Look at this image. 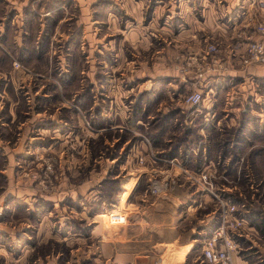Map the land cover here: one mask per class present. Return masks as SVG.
<instances>
[{
	"label": "rangeland",
	"instance_id": "rangeland-1",
	"mask_svg": "<svg viewBox=\"0 0 264 264\" xmlns=\"http://www.w3.org/2000/svg\"><path fill=\"white\" fill-rule=\"evenodd\" d=\"M161 1L147 0L143 23ZM88 2L78 0L79 9L75 0H38L25 8L0 1V54L8 61L3 63L0 55V226L13 230L6 241L8 252L15 257L21 249L17 245L24 244L29 264L53 258L56 264H107L99 257L91 229L98 221L106 228L111 225L106 214L116 211L117 197L124 191L112 175L115 169L124 172L133 165L141 148L147 153H141L143 162L138 158L140 166L167 170L143 187L156 195L171 189L172 171L176 183L190 194L187 204L194 214H208L205 227L197 228L194 236L191 264H209L202 259L201 244L217 225L220 203L191 183L188 172L213 174V191L234 205L235 215L244 222L241 235L233 237L227 264H234V256L237 264H264V80L254 83L251 93L232 89L235 98L245 92L244 104L231 100L224 107L225 93L207 92L197 77L186 86L170 77H154L144 84L148 77L131 76L129 68L156 66L151 62L154 51L174 49L166 57L169 67L179 72L192 55L182 56L179 42L170 40L182 21L171 25L169 34L154 24L147 29L151 34L145 32L147 44L129 41L131 47L122 42L117 56L108 46L113 38L116 46L117 33L104 37L109 31L103 15L124 17L123 11L113 10L111 0ZM100 2L109 3V10ZM28 39L31 55L26 54ZM69 84L66 96L63 87ZM194 90L200 92L199 104L185 105L182 96ZM222 90L231 91L224 84ZM228 118H235L234 125H225ZM241 122L237 141L234 135ZM185 131L190 136L182 146ZM199 152L201 157L192 160ZM154 180L169 184L153 186ZM117 212L125 215L124 209Z\"/></svg>",
	"mask_w": 264,
	"mask_h": 264
},
{
	"label": "crops",
	"instance_id": "crops-1",
	"mask_svg": "<svg viewBox=\"0 0 264 264\" xmlns=\"http://www.w3.org/2000/svg\"><path fill=\"white\" fill-rule=\"evenodd\" d=\"M0 1L8 4L10 8L12 6L14 8H19L20 6L25 8L29 2L36 3L38 0ZM84 1L92 2V0ZM173 1L165 0L161 1V5H153L150 13L151 19L146 20V23L142 22L144 18L142 15L143 10H146L148 6L147 0H111L112 6L109 3L100 2L101 4H106L105 6L103 5L105 11L106 9L109 10L108 8L111 6L113 10L118 9L119 11H123L124 15V17L110 16V12L107 14L105 12V15H103L105 17V20H103L105 22L104 25H106V30L109 31L105 35L103 34L104 37H108L111 34L114 36L117 33L116 46H114V38L108 42V46L112 47L109 48V51H113L111 49L115 48L114 51L116 50L115 53L118 56V47H120L122 42H126L130 46L132 43L130 44L129 41L141 44L144 42L145 45L148 43L145 32L150 33L147 32V29L152 30L154 24L158 26L159 31L169 34L172 29L171 25L181 20V27L177 25L176 33L173 34L170 40L175 41L176 39L179 42L177 46L182 50L181 52H184L182 56L186 52L192 54L191 56H195L202 51L208 42L222 45V49L218 47L219 53L217 56H224L228 53L229 57L224 59L221 64V68L224 67V69L210 70L199 78L201 79L199 81L208 87L207 92L214 93L213 90L215 89L218 95L219 90L222 89V84H224L231 91H228V93L224 90L223 107L230 105L231 100H237L243 105L244 98L246 97L243 98L245 92L242 90L238 91L241 98L238 96L235 98V95L232 94L234 92L232 89L237 90L238 87L240 89L245 88V90H248V93H251L254 87L253 84L259 82L261 79L264 80V64L240 69L238 54L243 49L242 47H235L238 46L235 34L244 31L251 38H255L251 34L252 26L256 20L264 19V0H252L250 2L248 0ZM75 3L78 4V0H75ZM99 20L97 21L99 22ZM80 21H83V18H80ZM80 21L78 20L77 24L82 26V22ZM206 38H209V40L206 41ZM232 46L233 48H231ZM232 49L234 52L230 55ZM169 51L172 54L174 49L164 46L163 50L154 51L151 55V57L153 56L151 62L155 63L156 66L144 69L139 64V68L130 67L131 76H137V73L145 74L148 78L144 80V84L151 82L154 77H170L178 80V82L183 83L185 86L189 85V83L193 84L195 78L192 73L193 69H189L185 73L178 70L174 71L172 67H169V58L168 56L166 57ZM154 69L160 70L152 72ZM253 80L255 81L253 82ZM166 85L169 87L171 84L167 81ZM107 87L109 86L107 85ZM216 88H219V90H216ZM227 94H230V96ZM201 104L203 105L202 102ZM234 121L235 118H228L224 123L225 125H230ZM220 122L221 118L218 119V123ZM139 149L137 151L139 154H134L136 156H134L135 163L133 165L128 164L127 167H124V172L122 170L116 171L115 169L112 175L115 178H119V185L121 187L124 186V191L120 193L122 194L120 197H117L116 205L113 209L116 211L124 209V222L121 224L109 223L111 225L106 228L104 222L102 225V222L98 221L91 229V232L95 233L98 239L99 257H101L103 263L107 264H181V261L184 262V260L191 264L194 258L192 250V245L195 241L194 236L197 228L205 227L206 224L204 225V223L208 214L205 213L200 216L197 213L194 214V208H190L191 206L187 204V201H189L187 197L190 194L186 192L187 190L184 187L176 183L174 176L176 173L172 171L169 179L170 184L174 186L171 189L156 195L149 192L147 187H143L142 184L147 186L152 178L165 175L167 170L164 166L149 165L147 163H144L145 166H140L141 162L137 160L139 158L143 162L144 157L141 153L145 150ZM146 153L147 149L145 156ZM184 192H186V196ZM27 199L25 197L21 198L24 203L27 202ZM122 206L125 208H122ZM192 219L193 221H191ZM45 224L44 221H39V225H42L43 229L46 227ZM0 230V238L5 235L2 237L3 239H0V264H29L24 244L17 245L21 248L17 256L12 257L11 253L8 252L11 250V247H7L9 243L6 241L12 238V228L2 225L0 226ZM17 242L19 243L20 241ZM45 261H47L45 264H56L55 258ZM232 263H238L235 256L232 258Z\"/></svg>",
	"mask_w": 264,
	"mask_h": 264
},
{
	"label": "built area",
	"instance_id": "built-area-1",
	"mask_svg": "<svg viewBox=\"0 0 264 264\" xmlns=\"http://www.w3.org/2000/svg\"><path fill=\"white\" fill-rule=\"evenodd\" d=\"M251 34H253L255 38H251L244 31L235 34L238 43V46L235 47H242L243 49V51L238 54V65L240 69L264 64V19H258L254 22ZM231 48H233V46ZM233 52L234 50L232 49L230 55ZM218 53V46L213 42H208L197 55L186 57L187 61L185 64V60L183 61L180 71L187 73L189 69H193V75L197 78H201L210 70H219L224 59L229 56L228 53L226 54L227 56H217ZM13 64L15 65L16 63L14 62ZM221 69H224V67ZM181 99L187 106H197L201 100V95L199 91L194 90L182 96ZM187 179L196 186H201L212 198L217 199L220 203V209L217 214V225L210 231L209 236L202 239V259L209 264H227L229 253L233 251L235 247L233 237L241 235L244 222L235 215L236 210L234 205H228L226 202L221 201L213 191L215 190L213 174L208 172L195 174L188 172ZM151 184L155 186L157 184L166 185L169 183L167 180L162 183H158L157 180H154ZM106 216L107 221L113 224H121L125 220V215L117 211H110Z\"/></svg>",
	"mask_w": 264,
	"mask_h": 264
},
{
	"label": "trees",
	"instance_id": "trees-1",
	"mask_svg": "<svg viewBox=\"0 0 264 264\" xmlns=\"http://www.w3.org/2000/svg\"><path fill=\"white\" fill-rule=\"evenodd\" d=\"M7 42L9 43V40H7ZM25 48H26V51H27V53L26 54H29V55H31V53H32V46H31V43L29 42V39H28V41L26 40V42H25ZM1 55V57H2V59H3V63H7L6 65H8V61L6 60V58L4 57V55H2V54H0ZM5 58V59H4ZM32 57L30 58V60H28L27 62L28 63H26V65L27 66H30V63L32 62ZM25 63V62H24ZM73 74L75 73V69H73ZM69 86H71L72 87V84H69V85H66V86H64L63 87V90H64V94L67 96V94L69 93V91H70V87ZM216 87H218V86H216ZM221 89V88H220ZM216 90H219V88H216ZM219 93H220V95L222 96L223 94H224V90H219ZM138 109H139V107H138ZM138 114V112H137V107H136V113H135V116ZM164 116L162 117V120H164ZM7 120H9V116H7ZM163 122H165V120L163 121ZM243 125H244V123L243 122H241V124H239L238 125V128H237V130H236V133H235V135H234V138L238 141V136H236V134L237 133H240V130L243 128ZM188 132V131H187ZM186 131L185 132H182L181 133V137L183 138L182 140H181V142H180V144L183 146V145H185L187 142H188V140L185 138V137H187V136H190L189 135V133H187ZM195 134V133H194ZM196 135V134H195ZM175 143H178V142H175ZM221 144H222V147H224L226 144H227V141H222L221 142ZM213 152H216V151H213ZM221 152H223V151H221ZM210 153V152H209ZM171 154H173V151L170 153V155ZM199 157H201V152H199L198 154H196V155H191V159L193 160L194 158L195 159H199Z\"/></svg>",
	"mask_w": 264,
	"mask_h": 264
}]
</instances>
